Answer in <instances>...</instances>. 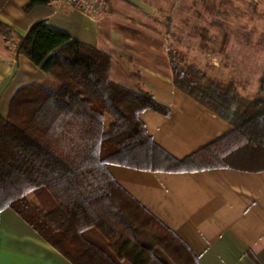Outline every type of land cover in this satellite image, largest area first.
Segmentation results:
<instances>
[{"label": "trees", "instance_id": "trees-1", "mask_svg": "<svg viewBox=\"0 0 264 264\" xmlns=\"http://www.w3.org/2000/svg\"><path fill=\"white\" fill-rule=\"evenodd\" d=\"M42 3L30 0L25 9ZM0 32L14 38L13 28L2 21ZM18 38L17 54L60 84L19 89L8 115H0V211L13 208L73 264H200L108 165L152 171L264 169V74L260 93L244 95L235 80L219 85L197 65L176 64L170 50L175 85L234 126L178 159L153 140L140 117L146 110L168 115L170 108L114 82L108 53L46 19Z\"/></svg>", "mask_w": 264, "mask_h": 264}, {"label": "crops", "instance_id": "crops-1", "mask_svg": "<svg viewBox=\"0 0 264 264\" xmlns=\"http://www.w3.org/2000/svg\"><path fill=\"white\" fill-rule=\"evenodd\" d=\"M29 1L0 0V21L15 32L12 40L0 32L1 116L8 115L19 89L32 83L59 87L53 76L26 55L17 54L18 36L46 19L73 39L108 53L114 82L148 93L170 108L168 115L146 110L140 117L153 140L174 157L186 158L234 129L174 83L172 35L162 29L161 22L175 13L179 0H107L100 18L57 0H42L44 3L26 10ZM233 49L230 45L225 60L221 48L215 47L210 68L223 83L236 80L244 95L259 94L251 90L261 74L250 83L241 80L245 78L241 73L240 78H226L224 71L234 67L244 50ZM108 167L127 191L191 248L200 264H264V169L152 171L119 164ZM0 264L73 263L7 207L0 211Z\"/></svg>", "mask_w": 264, "mask_h": 264}, {"label": "rangeland", "instance_id": "rangeland-1", "mask_svg": "<svg viewBox=\"0 0 264 264\" xmlns=\"http://www.w3.org/2000/svg\"><path fill=\"white\" fill-rule=\"evenodd\" d=\"M177 7L173 15L166 16L161 22L162 29L172 35L170 47L176 64L186 67L197 65L206 73L208 80L219 85L228 84L231 80L223 83V78L210 68L214 48L218 46L219 50L227 42V46L236 48L234 51L242 47L244 50L238 54L240 59L234 67L224 71L226 78L239 77L241 73L245 77L241 80L250 83L259 74L262 77L264 0H179ZM228 48L221 52L225 60L229 57ZM238 90L242 92L239 84ZM259 92L257 80L251 93Z\"/></svg>", "mask_w": 264, "mask_h": 264}, {"label": "built area", "instance_id": "built-area-1", "mask_svg": "<svg viewBox=\"0 0 264 264\" xmlns=\"http://www.w3.org/2000/svg\"><path fill=\"white\" fill-rule=\"evenodd\" d=\"M59 3L69 5L82 11L84 14L100 18L105 14L107 0H57Z\"/></svg>", "mask_w": 264, "mask_h": 264}]
</instances>
